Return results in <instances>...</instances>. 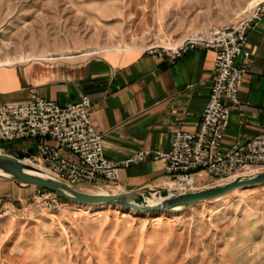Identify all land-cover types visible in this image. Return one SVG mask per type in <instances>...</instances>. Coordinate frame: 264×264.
<instances>
[{
    "label": "rangeland",
    "instance_id": "1",
    "mask_svg": "<svg viewBox=\"0 0 264 264\" xmlns=\"http://www.w3.org/2000/svg\"><path fill=\"white\" fill-rule=\"evenodd\" d=\"M235 3L0 0V66L109 49H174L198 31L236 21L242 9ZM25 150L20 140L0 144L1 154L22 161ZM203 174L195 183L210 178ZM13 184V191L0 187V264H264V186L180 213L147 215L62 199L54 209L37 188ZM171 184L150 188L179 190ZM217 185L212 179L206 188ZM95 187L76 188L114 193L109 185ZM197 190L194 184L185 192Z\"/></svg>",
    "mask_w": 264,
    "mask_h": 264
},
{
    "label": "crops",
    "instance_id": "2",
    "mask_svg": "<svg viewBox=\"0 0 264 264\" xmlns=\"http://www.w3.org/2000/svg\"><path fill=\"white\" fill-rule=\"evenodd\" d=\"M254 2L236 0L235 7L243 14ZM247 37L249 59L236 60L246 68V74L238 93L239 104L230 112L223 150L264 131V18ZM214 57V52L206 49L188 50L173 61L146 51L109 49L53 62L0 66V108L27 102L32 95L60 106L73 105L87 96L91 101L90 119L101 137L104 156L121 162L139 150L167 151L175 131L198 129L212 86ZM20 141L26 146L24 155L36 156L37 139ZM61 152L77 160L70 152ZM203 173L196 175L201 177ZM167 179L162 164L148 160L121 169L118 181L110 184L112 189L108 191L160 186ZM0 181V187L11 185L14 190L13 183ZM211 184L210 177L195 186L200 190ZM105 185L83 183L77 188H108Z\"/></svg>",
    "mask_w": 264,
    "mask_h": 264
},
{
    "label": "built area",
    "instance_id": "3",
    "mask_svg": "<svg viewBox=\"0 0 264 264\" xmlns=\"http://www.w3.org/2000/svg\"><path fill=\"white\" fill-rule=\"evenodd\" d=\"M263 18L264 0H255L229 25L198 31L174 49L148 51L170 61L194 49L212 50L215 54L212 86L198 129L175 131L167 151L139 150L121 162L107 159L101 137L90 119L91 101L87 96L69 106L35 95L27 102L3 105L0 144L37 139L36 156L28 160L74 187L83 183L113 184L118 181L121 169L148 160L160 162L167 181L184 184L179 188L184 191L194 186L198 172L222 184L264 171V131L245 142H236L229 150L221 148L231 109L239 104L238 93L246 74V68L236 60L248 61L247 33ZM62 150L70 152L77 160L64 156ZM36 190L52 208L64 205L55 193Z\"/></svg>",
    "mask_w": 264,
    "mask_h": 264
},
{
    "label": "water",
    "instance_id": "4",
    "mask_svg": "<svg viewBox=\"0 0 264 264\" xmlns=\"http://www.w3.org/2000/svg\"><path fill=\"white\" fill-rule=\"evenodd\" d=\"M29 157V156H27ZM37 169L21 160L0 153V179L20 185L32 186L55 193L60 199L77 205L106 204L137 212L180 213L201 203L225 198L240 190L264 186V171L237 177L229 182L194 192L163 188H133L114 193H89L57 180L47 172L36 175Z\"/></svg>",
    "mask_w": 264,
    "mask_h": 264
},
{
    "label": "bare ground",
    "instance_id": "5",
    "mask_svg": "<svg viewBox=\"0 0 264 264\" xmlns=\"http://www.w3.org/2000/svg\"><path fill=\"white\" fill-rule=\"evenodd\" d=\"M1 152V151H0ZM24 163H26V164H29V165H32V166H34V167H36V168H39V170H37L38 172H40V173H38V172H36V173H34V174H36V175H40V176H43L45 173L44 172H47L45 169H43L42 168V166H40V165H38V164H36V163H33V162H31V161H29L28 159H25L24 161H23ZM48 173V172H47ZM172 184H174V183H172ZM171 184V185H172ZM169 186V185H168ZM185 185L184 184H182V183H175L174 185H173V187H176V188H181V187H184ZM171 190H174L173 188L171 189ZM238 192V191H237ZM236 192H234V193H232V194H235ZM228 197V196H227ZM226 198V197H225ZM224 198H220V199H217V201H221V200H223ZM216 201V200H215ZM98 206H101V207H107V206H109V205H106V204H100V205H98ZM134 210H130V212H133ZM146 214L148 215V214H150V212H146Z\"/></svg>",
    "mask_w": 264,
    "mask_h": 264
},
{
    "label": "trees",
    "instance_id": "6",
    "mask_svg": "<svg viewBox=\"0 0 264 264\" xmlns=\"http://www.w3.org/2000/svg\"><path fill=\"white\" fill-rule=\"evenodd\" d=\"M63 200V199H62ZM65 201V200H64ZM65 202H67V201H65Z\"/></svg>",
    "mask_w": 264,
    "mask_h": 264
}]
</instances>
